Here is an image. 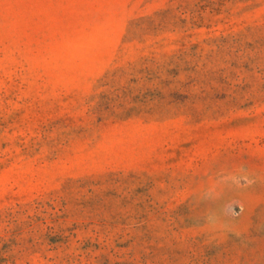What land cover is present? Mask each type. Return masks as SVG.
I'll use <instances>...</instances> for the list:
<instances>
[{
    "label": "rangeland",
    "instance_id": "1",
    "mask_svg": "<svg viewBox=\"0 0 264 264\" xmlns=\"http://www.w3.org/2000/svg\"><path fill=\"white\" fill-rule=\"evenodd\" d=\"M0 264H264V0H0Z\"/></svg>",
    "mask_w": 264,
    "mask_h": 264
}]
</instances>
